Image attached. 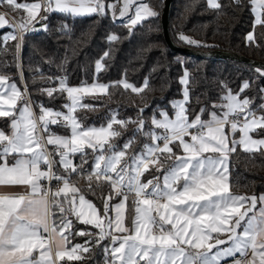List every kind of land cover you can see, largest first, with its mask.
Masks as SVG:
<instances>
[{"label":"snow or ice","instance_id":"snow-or-ice-1","mask_svg":"<svg viewBox=\"0 0 264 264\" xmlns=\"http://www.w3.org/2000/svg\"><path fill=\"white\" fill-rule=\"evenodd\" d=\"M233 3L239 6L242 0H233ZM249 3L255 21L253 32L246 39L255 43V26H264V0H249ZM7 4L27 13L16 23H10L0 14V28L8 26L15 30L6 34L3 41L5 47L7 41H16L14 56L17 60L25 35L35 30L33 22L47 19V15H40L42 10L73 16H104L107 8L113 19L117 18L116 3L106 4L105 0H38L34 3L7 0ZM207 4L210 9H223L219 0H207ZM133 10L134 14L129 15ZM159 15L157 8L143 0H122L119 8V17H128L130 31L146 19ZM43 27L47 30V25ZM118 39L114 34L108 37L110 42ZM178 39L191 46H208L183 32L178 34ZM108 56L109 52L105 51L96 60V73L104 69L103 60ZM20 71L23 78L22 68ZM256 71L264 76V70L257 68ZM57 79L58 88L46 87L41 91L49 97L66 93L69 102L63 107L67 111L40 105L37 117L27 102L17 115V101L23 94L16 83H9L7 76L0 75V117L10 120V132L0 129V185L26 186L27 189L23 193L0 194V264H56L57 260L65 258L79 261L81 253L91 250L88 245H100L105 239L111 241V247H104L106 264H141V261L144 264H220L236 253L246 255L248 249L252 251L251 264H256L257 258L258 264H264V194L259 197L238 195L230 188V156L237 147L245 153L264 154V103L254 107L253 100L242 95L250 88V82H243L239 92L223 85L225 91L220 102L212 104L209 119H203L208 111L205 107L194 116L190 114V76L185 70L180 79L185 86L183 99L171 102L172 115L165 109L154 112L146 129L144 108L139 109L135 120L119 119L113 110L99 127L85 126L76 113L80 109L94 110L92 105L83 103L86 96L107 95L110 88L116 87L141 94L148 87L147 79L140 87L127 79L110 84L82 82L76 87L68 84L66 76ZM48 80L54 81V78ZM260 91L264 93V89ZM258 111L262 114L257 115ZM57 124L68 129L69 134L51 132L50 125ZM129 124L136 125L132 137L122 146L114 143L122 135L119 129L127 130ZM157 129L162 131L157 132ZM137 134L146 142L139 151H130ZM48 146H52V151ZM87 150L93 153L90 170L84 167L89 163L87 159H82L79 165L73 160L77 154L85 156ZM9 156H14V163H9ZM57 164L62 173L55 170ZM153 168L162 172V176L143 180L145 173ZM73 174L86 181L90 192L102 184L109 185L110 191L103 197L102 212L86 198L78 181L72 180ZM53 181L56 182L54 188ZM129 195L135 197L131 227L125 222ZM117 197L120 201L112 204ZM258 203L262 206L257 213L254 210ZM72 217L98 231L73 233ZM240 229L242 231H238ZM225 233L227 239H220ZM73 235L95 238L68 247ZM52 241L56 246L55 260ZM225 244L229 246L218 247ZM213 248L216 252L210 255ZM34 250L39 251L38 259L33 256Z\"/></svg>","mask_w":264,"mask_h":264},{"label":"trees","instance_id":"trees-1","mask_svg":"<svg viewBox=\"0 0 264 264\" xmlns=\"http://www.w3.org/2000/svg\"><path fill=\"white\" fill-rule=\"evenodd\" d=\"M30 1V0H18ZM157 8L158 18H149L129 30L123 20L113 19L109 12L104 16L96 14L73 16L69 13L50 12L47 16V30L34 34L28 32L19 53V59L14 56L16 41H3L9 28L0 29V75L16 81L21 88L24 84L28 88L33 107L37 113L40 105L46 108L63 109L67 102L66 93H54L49 97L41 89L59 87L58 77L66 76L69 85L90 82L95 78V62L105 51L109 56L103 60L104 69L99 72V81L108 84L127 79L137 87L149 81L147 89L141 94H134L122 87L110 88L109 94L86 98L85 104L92 105L94 110L80 109L76 115L83 120L85 126H100L104 124L115 110L119 119L135 120L140 108H144L143 117L147 121L146 129L150 126V118L158 109H168L172 112L171 102L182 97L180 79L185 70L189 72L188 105L190 114L195 115L201 107L208 109L205 116L212 110L211 106L220 101L227 85L233 92H239L243 82H250V88L242 95L251 98L253 106L264 102L260 90L264 89V76L255 67L246 62L229 58H200L178 53L166 44L161 23V13L164 0H146ZM222 11L210 9L206 0H173L169 20V32L174 43L180 46L193 47L201 50H226L245 55L249 58L264 62V26H255V43L247 41L246 37L254 28V14L249 0H242L237 6L233 0H220ZM3 8L8 9L6 3ZM10 10V9H8ZM42 25V26H43ZM66 26V27H64ZM203 41L208 46L196 47L181 42L178 34ZM117 35L119 39L110 42V35ZM18 64L20 67L18 68ZM22 68L23 78H21ZM54 78L49 81L48 78ZM6 121V120H5ZM9 121V119H7ZM55 127V126H54ZM135 124H129L127 130L119 129L122 135L114 141L122 146L133 135ZM63 134L69 131L65 127H55ZM256 136V134H254ZM146 142L145 138L137 134L136 142L130 151H139ZM148 142V141H147ZM174 150L179 153V149ZM58 159V157H57ZM87 159L84 167L90 170L93 159L92 151L85 156L75 155V164ZM62 173L59 164L55 169ZM162 172L154 168L145 173L143 180H149ZM230 188L235 194L259 195L264 193V154L245 153L240 148L230 156ZM85 195L96 206L103 210V197L107 196L110 188L102 184L94 192L87 190L86 181L73 174ZM112 200L114 203L118 200ZM128 199V222L132 214L133 201ZM111 214V213H110ZM73 219V233L86 231L96 233L98 230L90 225H84ZM88 236L73 235V242L94 240ZM110 239H105L100 245L92 243L90 251L84 253L79 261H66L64 264H106L104 247H110ZM141 264H144L141 261Z\"/></svg>","mask_w":264,"mask_h":264},{"label":"crops","instance_id":"crops-1","mask_svg":"<svg viewBox=\"0 0 264 264\" xmlns=\"http://www.w3.org/2000/svg\"><path fill=\"white\" fill-rule=\"evenodd\" d=\"M31 1V0H30ZM207 1V0H206ZM27 2H29V1H22V2H17V3H27ZM143 2L144 3H147L146 2V0H143ZM219 2H220V0H219ZM5 3V2H4ZM105 3L106 4H109V3H114L113 1H111V0H105ZM148 4V3H147ZM9 6V5H8ZM8 9H10V10H8ZM8 9H6V8H0V14L2 13V14H4V15H6L13 23H16L17 21H19L21 18H23V17H26L27 16V14H26V12L23 10V9H20V10H15L12 6H9V8ZM131 12V11H130ZM70 14V13H69ZM254 14V13H253ZM129 15H132L131 13H129ZM112 16V15H111ZM112 18H113V16H112ZM115 19H119V20H123V21H125L126 22V24L128 23V17L126 16V17H124V18H120L119 17V8H117V18H115ZM254 21H255V14H254ZM6 28H8V27H6ZM10 29V28H9ZM6 35V34H5ZM4 35V36H5ZM188 71V70H187ZM185 72V71H184ZM189 73V72H188ZM183 75H184V73H183ZM183 75H182V77H183ZM181 77V78H182ZM16 83V85H17V87L21 90V93H22V88L20 87V85L16 82V81H14V80H11V79H9V83ZM184 85H182V97L181 98H179V99H183V91H184ZM179 99H176V100H179ZM174 101V100H173ZM26 101H22L21 100V98L17 101V115H18V110H19V108L20 107H22L23 106V104L25 103ZM220 102V101H219ZM218 102V103H219ZM28 103V102H27ZM29 104V103H28ZM30 105V104H29ZM5 107H7V105H5ZM30 107H31V109H32V111H33V113L38 117L39 116V114H40V112L39 113H37L36 111H35V109H34V107H33V104L32 105H30ZM165 110H167L168 112H169V114L170 115H172V113H173V111L172 112H170L168 109H165ZM260 114H262L261 112H257V115H260ZM7 119H9V118H6V117H0V129H3L4 131H6V132H10V127H9V125H10V120L9 121H7ZM6 120V121H5ZM52 126H55V125H52ZM157 132H161L162 130H159V129H157L156 130ZM44 135L46 136V134L44 133ZM254 135V134H253ZM236 138L238 139L239 138V133H237L236 134ZM256 138H259V137H256ZM148 142H150V141H148ZM162 143V142H161ZM48 148H50V150L52 151V146H48ZM238 148H240V147H237V149ZM178 154H182V153H178ZM206 155H208V154H206ZM8 160H9V163L11 164V163H14V156H9L8 157ZM43 167H45V166H43L42 165V168ZM86 170H89V169H86ZM229 172H230V163H229ZM162 174L163 173H161V174H158V175H156V176H162ZM153 177H151L150 179H152ZM230 180H231V174H230ZM147 181V180H146ZM27 189H26V186H19V185H8V184H4V185H0V194H8V195H11V194H15V193H23V192H25ZM262 194H264V193H261V194H259V195H256L257 197H259L260 195H262ZM238 195H240V194H238ZM132 199H135V197H134V195H129ZM249 196H251V195H249ZM262 205L261 204H257V208L254 210L255 212H257L258 213V211H259V208L261 207ZM245 207H247V205L245 206ZM242 211L244 210V209H241ZM252 213H249V215H251ZM134 215H135V206L133 205L132 206V214H131V219H130V224H131V221H132V219L134 218ZM49 223H50V225H51V218H50V220H49ZM238 231H242V229H240V230H238ZM44 234H46V233H44ZM214 235H216V234H214ZM227 233H225V234H223V235H220V239H227ZM230 243V242H229ZM72 245H74V242L72 241V239H71V243L68 245V247H71ZM227 246H229L228 244H225V245H220V246H218V247H220V248H223V247H227ZM51 247H52V257H53V259L55 260V252H56V246H55V241H52L51 242ZM111 247V246H110ZM216 252V248H213L212 249V252L210 253V255L211 254H214ZM33 256L34 257H36L37 259L39 258V251L38 250H34V252H33ZM236 256H240V257H244V260L243 261H240V264H251V262H252V251H251V249H248L247 250V254L246 255H241L240 253H236L235 254V256H233V257H226V258H224L223 260H221L220 261V264H235V261H237V260H235V257ZM66 261H68L66 258H65V260H63V261H59V260H57L56 261V264H64V262H66ZM256 264H258V258H257V260H256Z\"/></svg>","mask_w":264,"mask_h":264},{"label":"water","instance_id":"water-1","mask_svg":"<svg viewBox=\"0 0 264 264\" xmlns=\"http://www.w3.org/2000/svg\"><path fill=\"white\" fill-rule=\"evenodd\" d=\"M172 4L173 0H164V6L161 13V23L163 28V35L166 41V44L169 46L170 49L182 53L185 55H191L196 56L200 58H229L234 60H239L242 62H246L248 64H251L255 67H258L262 70H264V62L259 61L256 59L249 58L245 55L229 52L226 50H201L193 47H187V46H180L174 43L170 36L169 32V20L172 10ZM133 32V29L131 30V33Z\"/></svg>","mask_w":264,"mask_h":264},{"label":"rangeland","instance_id":"rangeland-1","mask_svg":"<svg viewBox=\"0 0 264 264\" xmlns=\"http://www.w3.org/2000/svg\"><path fill=\"white\" fill-rule=\"evenodd\" d=\"M111 1H113L114 3H116V5H117V8H120V6H121V4H122V0H119V3H117V0H111ZM4 2L7 4V0H4ZM17 2H18V0H17ZM34 2H38V0H31V1H29V2H27V3H34ZM8 5V4H7ZM10 6V5H9ZM3 8V4L1 5L0 4V8ZM106 12H109L110 13V15H112L111 14V11L109 10V9H107L106 8ZM132 15L134 14V10L133 11H131L130 12ZM2 14V13H1ZM27 14V13H26ZM2 15H4V14H2ZM5 17H6V19H8L9 20V22L10 23H13L6 15H4ZM44 26V25H43ZM42 26V27H43ZM6 27H8V26H5L4 28H6ZM8 28H10V27H8ZM0 29H2V28H0ZM12 31H15L13 28H10L9 29V31L6 33V34H8L9 32H12ZM100 59V58H99ZM98 74L99 73H96V71H95V78H94V80L93 81H90V82H86V83H88V84H91V83H93L94 81H98L99 83H105V84H108V83H106V82H102V81H99L98 80V78H97V76H98ZM129 82V81H128ZM129 83H131V82H129ZM81 84H78V85H70V86H74V87H76V86H80ZM97 96H103V95H100V94H97V95H89V96H86L85 98H84V100L86 99V98H92V97H97ZM84 100H83V103H84ZM69 101L67 100V102L66 103H68ZM53 109V108H52ZM54 110H58V111H67V109H65V108H63V109H54ZM203 119H209V115H207V116H205V115H203V117H202ZM62 125H60V124H57V125H55V127H61ZM55 127L54 126H52V125H50V130H51V132H54V133H56V134H58V135H68V134H63V133H61V132H59V131H57L56 129H55ZM63 127V126H62ZM97 127H99V126H97ZM46 134V133H45ZM90 150H87V152H89ZM92 155H93V153H92ZM73 160H74V162H75V156L73 157ZM85 169H88L87 167L85 168ZM87 198V197H86ZM88 199V198H87ZM120 199L121 198H118V200L117 201H115L114 203H112V204H115V203H118L119 201H120ZM88 200H90V199H88ZM92 201V200H91ZM93 202V201H92ZM94 203V202H93ZM95 204V203H94ZM96 205V204H95ZM127 209H128V201H127V203H126V210H125V222H126V225L128 226V227H131V224H130V222H128V215H127ZM111 215H115V213L114 212H112L111 213ZM91 226V225H90ZM89 237V236H88ZM90 239L91 238H93V237H89ZM75 244H85V242H82V241H77V242H74V245ZM89 246V245H88ZM111 246V245H110ZM84 255V253H81V256H83ZM110 258V257H109Z\"/></svg>","mask_w":264,"mask_h":264},{"label":"built area","instance_id":"built-area-1","mask_svg":"<svg viewBox=\"0 0 264 264\" xmlns=\"http://www.w3.org/2000/svg\"><path fill=\"white\" fill-rule=\"evenodd\" d=\"M48 14H49V13H45L43 10H42L41 13H40L41 16H43V15H47V16H48ZM37 19L39 20V17H37ZM46 20H47V19H46ZM46 20H39L38 23H37V22H33V23H34L35 30H33V31H29V32H32V33H34V34L39 33V32L42 30V25L46 23ZM59 77H64V76H59ZM59 77H58V78H59ZM25 88L27 89V92H26V93H25ZM22 94H23V95H22V97H21V100H22V101H26V102H28L30 105H32V101H31V98H30V96H29L28 88H27V86H26L25 84H24V86H23V88H22ZM263 103H264V102H263ZM41 135H44V133H41ZM48 150L51 151L50 148H48ZM72 180L75 181V178H72ZM44 183H47V182H44ZM55 186H56V182L53 181V182H52V187L54 188ZM43 235H44L45 237H47V236H48V233L43 234ZM235 260L243 261V260H244V257L236 256V257H235Z\"/></svg>","mask_w":264,"mask_h":264}]
</instances>
